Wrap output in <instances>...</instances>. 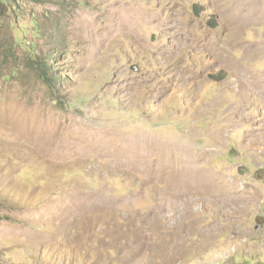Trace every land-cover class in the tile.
<instances>
[{
  "label": "rangeland",
  "instance_id": "rangeland-1",
  "mask_svg": "<svg viewBox=\"0 0 264 264\" xmlns=\"http://www.w3.org/2000/svg\"><path fill=\"white\" fill-rule=\"evenodd\" d=\"M263 80L264 0H0V264H264Z\"/></svg>",
  "mask_w": 264,
  "mask_h": 264
},
{
  "label": "bare ground",
  "instance_id": "bare-ground-1",
  "mask_svg": "<svg viewBox=\"0 0 264 264\" xmlns=\"http://www.w3.org/2000/svg\"><path fill=\"white\" fill-rule=\"evenodd\" d=\"M251 10V9H250ZM245 14V13H244ZM244 14H243V16H244ZM247 15V14H246ZM240 17H242V16H240ZM249 17H250V15H249ZM252 17V16H251ZM251 17H250V19H251ZM244 18V17H243ZM245 19H248V18H245ZM244 19V20H245ZM264 81V80H263ZM256 84H257V87L259 88V89H261V90H263L264 91V84L262 83H260V82H256ZM248 138V137H247ZM252 144V143H251ZM143 154L141 153V156H142ZM182 174H184V177H186L187 178V181L189 182V181H193L194 182V180H195V184H196V190H200L201 189V187L203 188V191L204 192H206V193H212V189H215L214 188V186H213V183L212 182H210V181H216L217 182V180L216 179H214L213 177H209V176H207V175H203V174H201V175H199V173H197V174H192V173H190L189 171H185V170H181L180 171ZM153 173V172H152ZM178 175V174H177ZM194 178V179H193ZM209 182H210V184H209ZM220 183H222V182H220ZM201 186V187H200ZM200 187V188H199ZM223 187H225V184H223ZM230 188V187H229ZM217 190H218V192H223L222 191V186H219V184H218V186H217ZM221 190V191H220ZM233 190V189H232ZM195 191V190H194ZM202 191V192H203ZM216 191V190H215ZM225 191V190H224ZM228 191H230V189L228 190ZM227 191V192H228ZM234 191V190H233ZM200 192H201V190H200ZM217 192V193H218ZM204 194V193H203ZM229 194V193H228ZM232 194V193H231ZM236 194V193H235ZM231 196H234V195H231ZM223 198V197H222Z\"/></svg>",
  "mask_w": 264,
  "mask_h": 264
}]
</instances>
